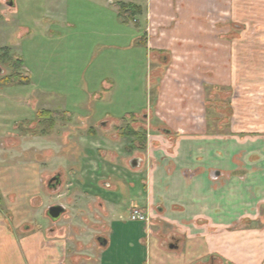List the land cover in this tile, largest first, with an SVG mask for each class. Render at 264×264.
I'll return each mask as SVG.
<instances>
[{
  "label": "rangeland",
  "instance_id": "374dc122",
  "mask_svg": "<svg viewBox=\"0 0 264 264\" xmlns=\"http://www.w3.org/2000/svg\"><path fill=\"white\" fill-rule=\"evenodd\" d=\"M119 2L13 0L9 6L0 0V215L27 243L23 252L26 256L30 248L31 264H99L96 237L111 231L108 172L121 182L111 194L118 205L115 220L125 228H143L128 220L133 205H141L132 199L141 182L129 161L146 145L141 132L147 138L152 128L159 130L150 121L157 91L150 52L138 42L142 24L136 18L124 21ZM15 72L29 81L2 83ZM205 84L208 98L226 86ZM232 86L216 109L207 98L218 129H230L231 117L241 111L232 107ZM41 110L50 114L39 117ZM254 111L260 119L263 113ZM126 126L138 135H127ZM57 174L60 183L48 186ZM58 204L64 211L52 219L48 207ZM146 224L149 229L150 217ZM137 245L118 251L113 246L104 261L174 262L155 260Z\"/></svg>",
  "mask_w": 264,
  "mask_h": 264
},
{
  "label": "crops",
  "instance_id": "0c3cea01",
  "mask_svg": "<svg viewBox=\"0 0 264 264\" xmlns=\"http://www.w3.org/2000/svg\"><path fill=\"white\" fill-rule=\"evenodd\" d=\"M120 2L141 10L136 22L157 91L150 121L159 130L147 134L134 168L141 185L132 199L149 214L150 227L118 224L111 194L121 182L108 172L111 231L96 237L106 240L99 264H109L111 247L132 250L137 243L169 264H264V0ZM206 80L226 86L208 98ZM230 86L232 107L241 111L233 129H218L207 98L216 109ZM21 238L0 215V264H31Z\"/></svg>",
  "mask_w": 264,
  "mask_h": 264
},
{
  "label": "trees",
  "instance_id": "16d2710c",
  "mask_svg": "<svg viewBox=\"0 0 264 264\" xmlns=\"http://www.w3.org/2000/svg\"><path fill=\"white\" fill-rule=\"evenodd\" d=\"M119 12H120V15L122 16L123 20L126 21L128 19H135L136 16L138 14H140L141 10H139V8L137 6H135L131 3L126 4L123 2H119ZM138 42H141L143 45H145V43H146V41L143 37ZM3 80L4 81L2 83L5 85L22 84V83H27L29 81V77L28 76H25V77L19 76L15 72V73H12L11 76H8L7 78H4ZM48 114H50L49 110H41L38 112L39 117L47 116ZM126 127H128L127 128L128 129L127 135H132V136L138 135L139 132L133 130L129 126H126ZM140 135H142L141 136L142 140L144 139V141H145L146 131L143 130Z\"/></svg>",
  "mask_w": 264,
  "mask_h": 264
},
{
  "label": "water",
  "instance_id": "95a60500",
  "mask_svg": "<svg viewBox=\"0 0 264 264\" xmlns=\"http://www.w3.org/2000/svg\"><path fill=\"white\" fill-rule=\"evenodd\" d=\"M7 4L9 6H13V0H9L7 2ZM3 72V69L2 67L0 66V74ZM140 163V159L137 158V157H133L132 159H130L129 161V165L131 168H136ZM51 179H54L57 183L60 182V178H59V174L53 176ZM64 211V207L60 204L58 205H52V206H49L48 207V215L53 218V219H56L58 218ZM98 241L100 244L104 245L106 243V240L103 238V237H98ZM172 246V244H171Z\"/></svg>",
  "mask_w": 264,
  "mask_h": 264
},
{
  "label": "built area",
  "instance_id": "2783aa9c",
  "mask_svg": "<svg viewBox=\"0 0 264 264\" xmlns=\"http://www.w3.org/2000/svg\"><path fill=\"white\" fill-rule=\"evenodd\" d=\"M236 124V120L234 117H231L230 120V129L234 128V125ZM189 177L192 176V172L188 174ZM212 178H215L214 175H211ZM128 220L129 221H134V222H143L147 223L149 220V214L147 213L146 210H144L141 207L133 206L128 214Z\"/></svg>",
  "mask_w": 264,
  "mask_h": 264
},
{
  "label": "flooded vegetation",
  "instance_id": "af4514ba",
  "mask_svg": "<svg viewBox=\"0 0 264 264\" xmlns=\"http://www.w3.org/2000/svg\"><path fill=\"white\" fill-rule=\"evenodd\" d=\"M8 1H9V0H7V2H8ZM59 183H60V182L57 183L54 179H49L48 182H47L48 186H53V187L56 186V185L59 184ZM60 216H61V215H60ZM60 216H59V217H60ZM59 217H58V218H59ZM58 218H56V219H58ZM52 219H53V218H52Z\"/></svg>",
  "mask_w": 264,
  "mask_h": 264
}]
</instances>
